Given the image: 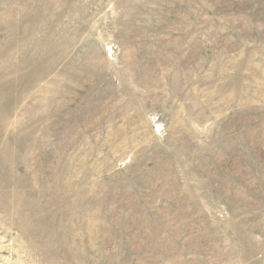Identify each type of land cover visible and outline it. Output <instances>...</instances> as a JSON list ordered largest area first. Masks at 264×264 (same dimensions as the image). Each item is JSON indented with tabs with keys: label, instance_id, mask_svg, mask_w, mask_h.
<instances>
[{
	"label": "rangeland",
	"instance_id": "374dc122",
	"mask_svg": "<svg viewBox=\"0 0 264 264\" xmlns=\"http://www.w3.org/2000/svg\"><path fill=\"white\" fill-rule=\"evenodd\" d=\"M0 264H264V0H0Z\"/></svg>",
	"mask_w": 264,
	"mask_h": 264
}]
</instances>
